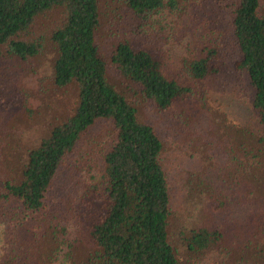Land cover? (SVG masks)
<instances>
[{
	"label": "trees",
	"instance_id": "trees-1",
	"mask_svg": "<svg viewBox=\"0 0 264 264\" xmlns=\"http://www.w3.org/2000/svg\"><path fill=\"white\" fill-rule=\"evenodd\" d=\"M119 11L130 31L106 48L105 19ZM49 54L44 79L62 101L71 91L72 107L21 170L2 146L0 264H264V175L261 204L243 226L230 221L237 243L185 224L171 182L178 149L140 108L175 115L230 90L264 149V0H0V57L41 67ZM84 144L93 158H82ZM247 158L231 154L216 176L222 188L188 174L189 195L227 210V185L238 167L249 173Z\"/></svg>",
	"mask_w": 264,
	"mask_h": 264
},
{
	"label": "rangeland",
	"instance_id": "rangeland-1",
	"mask_svg": "<svg viewBox=\"0 0 264 264\" xmlns=\"http://www.w3.org/2000/svg\"><path fill=\"white\" fill-rule=\"evenodd\" d=\"M108 13L104 32L111 31L103 33V45L106 48H110L111 43L126 38V32L130 31L121 11L117 16L116 13ZM51 59L52 55L49 54L40 67L18 59L0 57V137L2 132L6 134L5 138L0 139V158L2 146L7 145L13 164L12 172L21 170L30 151L39 147L41 141L57 125L55 120L68 114L72 107V92L67 91L65 95V98L70 96L71 102L68 98L62 101L60 91L51 85V80H48L49 85L44 79L50 78ZM47 88L50 91L46 93ZM232 93L224 89L208 93L209 98L204 99L205 95L184 103L175 115L161 114L146 104L140 105V108L143 120L162 131L172 151L178 149L170 154V166L173 172V200L175 209H180L179 217L185 215V224L197 221L202 226L221 230L235 240L238 235L234 236V233L241 231L235 230L230 221L234 220L238 227L241 224L243 226L241 220L246 216L247 210L251 208L254 212L263 201L256 192L260 188L257 187L256 179L264 175V149L256 145L253 137L247 133L248 130L251 131V121L246 114L244 100L237 102L238 98ZM46 99L53 101L50 103L51 107L44 105ZM183 120L187 122L184 123ZM92 147L84 144L83 149L80 148L82 158L92 155L91 152L95 150ZM232 153H236L239 159L248 157L243 164L247 162L246 172H249L245 177H252L253 180L242 181L245 177L243 170H240L242 167H238L241 178L237 180L236 187L226 186L230 196L227 210L220 211L211 206L209 212L205 204H201L199 197L189 195L186 187L188 174L202 173V176H210L217 181L215 188H222L224 184L218 182L216 176H219L220 168L227 164ZM93 157L92 155L91 158ZM238 241L236 239L235 243Z\"/></svg>",
	"mask_w": 264,
	"mask_h": 264
}]
</instances>
